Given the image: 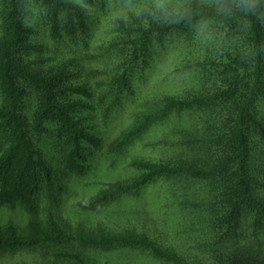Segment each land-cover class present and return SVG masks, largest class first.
Here are the masks:
<instances>
[{"label": "trees", "instance_id": "1", "mask_svg": "<svg viewBox=\"0 0 264 264\" xmlns=\"http://www.w3.org/2000/svg\"><path fill=\"white\" fill-rule=\"evenodd\" d=\"M230 1L232 10L222 13L199 4L181 10L172 0H0V209L23 216L0 223V258L33 255V264L264 263L258 259L264 257V0ZM138 5L158 17L140 23V13L126 20L116 12ZM166 10L173 17L160 19ZM155 38L198 54L199 79L218 87L208 96L163 98L160 111L222 105L208 117L221 136L211 137L207 126L201 143L224 152L218 162L202 164L135 160L133 177L105 183L66 212V185L84 184L103 165L104 140L84 124L87 113L100 98L118 101L133 93V66ZM112 48L125 60L108 86L67 81L74 63ZM51 49L71 59L49 73L23 59ZM152 118L141 115L119 151L145 133ZM192 128L188 139L195 136ZM177 142L197 150L193 141ZM167 180L202 183L172 204L188 248L159 244L140 216V229L130 221L140 213L126 200Z\"/></svg>", "mask_w": 264, "mask_h": 264}, {"label": "rangeland", "instance_id": "2", "mask_svg": "<svg viewBox=\"0 0 264 264\" xmlns=\"http://www.w3.org/2000/svg\"><path fill=\"white\" fill-rule=\"evenodd\" d=\"M172 2H178L180 7L183 8L181 10L199 4L207 9L222 13L230 12L233 4L230 0H199V2L197 0H172ZM154 6L156 7V14L159 13L161 4ZM175 8L177 9V7ZM140 10L141 8L138 5L134 8L116 10V12H120L126 20L134 12L140 13L139 17L138 15L135 16L140 20V23L147 22L149 20L148 16L153 17L151 20L155 19L156 16L158 17V15H155L154 10H150L148 14L146 11L140 12ZM166 11L163 12V16L159 14L160 19L173 17L169 13L170 10ZM102 21L105 23V21L109 22L110 19L103 18ZM127 22L129 24L130 20ZM163 46L165 47L161 49ZM183 46V43H178L172 39L164 38L162 41L159 38L156 39L152 44V48L150 47L151 51L138 59L133 66L130 77L133 93H128L126 96L122 95V98L118 101L115 100L114 95H111V98H100L98 104H94L91 113H87V119L84 121L86 123L84 124L88 125L90 132H97L104 140V159L100 166L103 165L100 169L94 171L84 184L77 186L71 182L70 185H66L65 197H68L65 202L66 212H73V206H77L80 200L92 196L105 183L133 177L136 174L132 165L135 160H171L177 164L218 162L220 155L224 152L222 147L208 148L202 145L201 139L206 137L205 128L207 126L211 129V137L221 136V127L216 128L208 121V117L221 111L222 105L216 104L217 108L214 109L205 106L201 109L192 107L177 111L171 110L166 114L160 111L163 98L208 96L218 89L217 86L205 81V77L199 79L194 65L202 59L199 58L198 54L188 55L182 53ZM51 51L45 54L40 52L23 54V59L29 62L35 70L42 73L53 72L59 64L62 63L63 65L65 61L71 59V55L67 53L60 52V54L54 55V51L52 49ZM100 53L102 55L98 51L91 55V59L81 61L79 64L74 63L78 66L69 70L70 79L67 81L72 85L108 86L110 80L117 73L120 62L124 61L125 57L119 55L117 50L113 48L110 52L106 50L104 53ZM31 111V109L24 111L28 118L31 116ZM146 113L153 114L152 120H154L149 128L142 135L129 140L125 144L128 146L123 151H119L118 143L123 139L124 134L131 131L133 125L140 120L139 117ZM205 118L206 120L203 121ZM220 120H223L222 115ZM190 127H193L190 131H195V136L188 139ZM195 128L201 130V132L198 133ZM178 139L188 142L189 140L193 141L197 146V150L192 149L185 143L177 142ZM199 185H202V183L192 185L178 180L157 183L153 189H149L140 197L126 200L129 206L135 205V208L139 210L138 213H140V215H131L132 219L130 221H132L133 226L135 225L137 229H140V225L135 219L140 216V222L143 223L144 230H148L150 235L156 236L161 245L177 246L179 248L190 247L189 244L191 243L182 241L183 236L179 232L186 227L177 223L178 216L172 204L173 201L186 198L187 194L191 195L198 191ZM8 219L20 222L23 216L18 211L8 213L0 209V223ZM241 222L244 223V220ZM244 226L242 224L240 227L244 229ZM33 258V255L27 254L8 255L0 258V264H33ZM263 258L261 255L258 257L259 260Z\"/></svg>", "mask_w": 264, "mask_h": 264}]
</instances>
